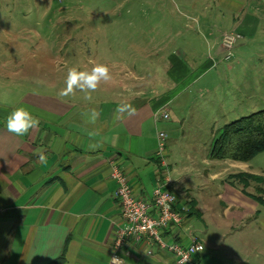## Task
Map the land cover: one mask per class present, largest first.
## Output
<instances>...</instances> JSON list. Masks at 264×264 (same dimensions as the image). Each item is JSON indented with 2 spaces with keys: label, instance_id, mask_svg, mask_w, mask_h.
<instances>
[{
  "label": "crops",
  "instance_id": "0c3cea01",
  "mask_svg": "<svg viewBox=\"0 0 264 264\" xmlns=\"http://www.w3.org/2000/svg\"><path fill=\"white\" fill-rule=\"evenodd\" d=\"M171 1L192 15L196 28L212 40L216 55L223 49V35L242 37L243 53L235 59L242 69L238 75L240 80L251 77L256 82L233 96L221 87L210 94L215 106L223 109L229 103L256 109L260 79L264 78V0ZM140 10L145 11L144 4ZM81 29L84 27H77ZM143 29L149 26L141 25ZM249 45H255L252 53L246 52ZM9 58L0 56V62H18ZM185 60L182 53L167 56L163 77L169 85L162 86L155 73H137L129 65L115 68L110 64L126 60L87 57L84 63L108 62L109 69L115 70L104 85L108 96L91 100H78L76 91L69 96L21 93L14 80L3 84L11 97L0 101V264H175L171 254L141 240L129 238L115 249V230L123 222L116 184L110 179L114 166L128 177L137 198L151 200L159 184L176 196L177 208L186 210L184 225L169 229L167 234L179 244L186 245L189 235L201 243L195 235L197 221L204 228L209 220L260 221L264 205L253 198L257 196L256 183L244 186L235 178L264 177V171L251 161L213 160L210 150L204 155L189 152L188 163L175 180L172 174L176 171L162 166L156 155L159 134H165L163 143L169 147L167 133L182 131L184 111L194 106L191 100L196 97L184 95L186 88L200 85L210 73L214 77L226 74L212 72V61L197 70V65ZM18 68L9 65V77L16 78ZM121 104H131L135 115L118 119L116 109ZM17 107L26 108L40 121L39 127L25 136H15L6 128L7 116ZM93 110L98 115L91 122ZM196 122L201 124L200 119ZM40 154L45 155L44 162ZM198 157L199 163L194 160ZM225 228L231 230V226ZM236 251L230 257L234 261ZM208 252L194 255L188 264H225Z\"/></svg>",
  "mask_w": 264,
  "mask_h": 264
},
{
  "label": "rangeland",
  "instance_id": "374dc122",
  "mask_svg": "<svg viewBox=\"0 0 264 264\" xmlns=\"http://www.w3.org/2000/svg\"><path fill=\"white\" fill-rule=\"evenodd\" d=\"M148 1L146 5L145 0H0V56L15 57L18 61L0 62V101L10 96L6 94L7 85L3 84L13 80L21 93H59L65 87L69 69L93 67L92 62L84 63L87 57L98 61L126 60L127 63L110 64L129 65L137 73H155L159 77L156 82L162 86L169 85L163 76L168 66L165 59L170 53L185 54V62L197 65V70L207 60L212 61V72L226 74L214 77L210 73L200 85L186 88L184 95L196 97V101L191 100L194 106L189 105L184 111L182 131L178 134L170 131L166 135L169 147L165 148V167L176 171L172 177L177 180L188 163L187 153L209 154L212 136L215 139L225 124L264 110V78L260 79L256 109H242L236 103H229L225 109L215 106L210 93H216L217 87L233 96L242 87L256 82L251 77L240 80L238 75L242 69L236 66L235 59L236 54L243 53L242 37L233 45L230 59H226V50L223 48L216 55L212 40L196 28L192 15L183 8H176L171 0ZM143 4L145 11L141 13ZM141 25L149 29L141 30ZM254 47L249 45L246 52L252 53ZM12 64L19 66L16 78L9 77L8 67ZM114 67L110 74L115 72ZM105 84L102 82V86L90 93L92 99L108 96ZM76 93L78 100H86L84 92L76 90ZM198 119L201 124L196 122ZM194 160L201 161L199 157ZM250 164L264 171V152L256 155ZM257 178L260 181H252L258 188L256 194L264 197V177ZM194 223H198L195 235L201 240L202 253L212 251L225 264H264V216L260 221L209 220L206 228L198 221ZM225 226H231V230ZM234 249L238 252L235 261L230 258Z\"/></svg>",
  "mask_w": 264,
  "mask_h": 264
},
{
  "label": "built area",
  "instance_id": "2783aa9c",
  "mask_svg": "<svg viewBox=\"0 0 264 264\" xmlns=\"http://www.w3.org/2000/svg\"><path fill=\"white\" fill-rule=\"evenodd\" d=\"M239 37L237 34L223 35L221 45L226 50V59H230L231 49ZM163 118L167 119V115H163ZM164 138L165 134L160 133L156 155L160 159L161 165L165 167ZM110 179L116 184L115 195L123 222V225L118 226L115 230L114 246L116 250L127 239L133 238L171 254L175 264L191 263L192 257L203 251H201L202 244L192 235L188 236V243L182 245L167 234L171 228H182L186 210L177 208L176 196L163 189L164 184H159L154 188L151 200H145L134 195L128 177L115 166Z\"/></svg>",
  "mask_w": 264,
  "mask_h": 264
},
{
  "label": "trees",
  "instance_id": "16d2710c",
  "mask_svg": "<svg viewBox=\"0 0 264 264\" xmlns=\"http://www.w3.org/2000/svg\"><path fill=\"white\" fill-rule=\"evenodd\" d=\"M261 152H264V110L225 124L212 142L209 157L247 163ZM235 178L244 186L250 181H260L250 175H237ZM253 198L264 205V197L257 195Z\"/></svg>",
  "mask_w": 264,
  "mask_h": 264
},
{
  "label": "clouds",
  "instance_id": "9594fccd",
  "mask_svg": "<svg viewBox=\"0 0 264 264\" xmlns=\"http://www.w3.org/2000/svg\"><path fill=\"white\" fill-rule=\"evenodd\" d=\"M111 78L110 69L105 64H95L90 70H78L73 67L68 70L65 87L60 90L59 94L69 96L79 90L86 94V100H91L90 93L96 91L101 82H108ZM116 113L118 119H123L125 115L129 117L135 115L136 109L131 104H121L117 107ZM97 115L93 110L91 122L95 121ZM39 124V119L24 107L15 108L6 118L7 131L15 136H25L29 134L30 130L38 128ZM39 159L44 162L46 157L40 154Z\"/></svg>",
  "mask_w": 264,
  "mask_h": 264
}]
</instances>
